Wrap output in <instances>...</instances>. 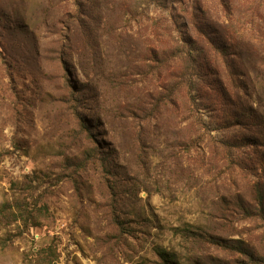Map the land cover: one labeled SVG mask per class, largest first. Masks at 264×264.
Wrapping results in <instances>:
<instances>
[{
	"label": "rangeland",
	"instance_id": "374dc122",
	"mask_svg": "<svg viewBox=\"0 0 264 264\" xmlns=\"http://www.w3.org/2000/svg\"><path fill=\"white\" fill-rule=\"evenodd\" d=\"M157 250L264 264V0H0V264Z\"/></svg>",
	"mask_w": 264,
	"mask_h": 264
},
{
	"label": "trees",
	"instance_id": "16d2710c",
	"mask_svg": "<svg viewBox=\"0 0 264 264\" xmlns=\"http://www.w3.org/2000/svg\"><path fill=\"white\" fill-rule=\"evenodd\" d=\"M211 239L214 240L215 241L214 243H216V244L218 242H221L219 239H214L212 237H211ZM156 254H157V257L159 260V264H175L173 257L171 255H169L167 252H165L164 250H157Z\"/></svg>",
	"mask_w": 264,
	"mask_h": 264
}]
</instances>
